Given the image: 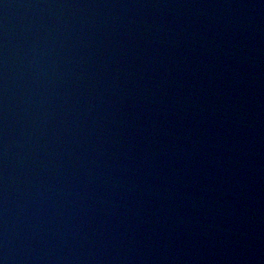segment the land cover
Listing matches in <instances>:
<instances>
[{
  "label": "water",
  "instance_id": "obj_1",
  "mask_svg": "<svg viewBox=\"0 0 264 264\" xmlns=\"http://www.w3.org/2000/svg\"><path fill=\"white\" fill-rule=\"evenodd\" d=\"M0 264H264V0H0Z\"/></svg>",
  "mask_w": 264,
  "mask_h": 264
}]
</instances>
